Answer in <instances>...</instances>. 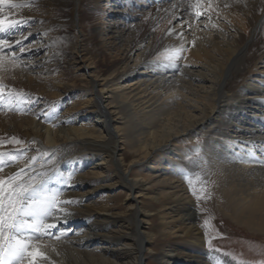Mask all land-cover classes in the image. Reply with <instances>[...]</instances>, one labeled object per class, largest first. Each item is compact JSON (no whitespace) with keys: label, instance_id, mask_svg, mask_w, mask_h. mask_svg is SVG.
<instances>
[{"label":"bare ground","instance_id":"1","mask_svg":"<svg viewBox=\"0 0 264 264\" xmlns=\"http://www.w3.org/2000/svg\"><path fill=\"white\" fill-rule=\"evenodd\" d=\"M106 1L12 0L30 7L3 6L6 17L12 13L13 19L27 20L7 35L15 38L13 45L36 33H57L66 23L81 25L84 36L69 46L83 65L87 62L81 76L76 74L80 67L69 72L74 57L61 50L64 43L48 37L33 46L30 63L5 60L6 70H0V141L5 142L0 152L16 157L3 158L0 176L24 169L25 185L44 180L47 192L65 202L46 222L58 224L52 230L56 235L67 234L60 241L49 235L34 241L47 257H38V264H142L144 246L151 244L161 253L166 250L173 264H230L206 250L196 222L198 201L185 179L190 165L179 143L203 137L201 145L190 149L199 153L196 162L213 181L222 213L264 236V0H212L215 10L208 9L199 20L188 7L190 0H145L151 7L145 28L151 23L153 35L120 22L123 29L132 28L129 40L109 36L103 43L97 36L105 25L93 21L101 16L94 9ZM207 4L204 0L202 9ZM85 40L94 41V53ZM116 41L124 42V48ZM181 44L184 51L175 67L154 63L166 48ZM42 47L52 51L46 55V73L57 76L22 80L23 68L16 64L41 66L44 58L37 54ZM113 49L116 54L106 62L95 53ZM39 95L49 98L50 109L33 120L23 113L24 97ZM13 137L23 145L8 142ZM116 188L129 192L127 197L136 192L129 216L111 206V195L87 203ZM150 215H157L154 231L144 225ZM98 241L102 245H95Z\"/></svg>","mask_w":264,"mask_h":264},{"label":"rangeland","instance_id":"2","mask_svg":"<svg viewBox=\"0 0 264 264\" xmlns=\"http://www.w3.org/2000/svg\"><path fill=\"white\" fill-rule=\"evenodd\" d=\"M138 3L139 0H107L103 6L96 7L94 11H99L101 13L100 18L94 19L93 22H97L100 25H105V32L100 33L97 36V40L100 42H107L111 38H108L109 36L111 37H119L122 35V39L125 41L129 40V32H131L132 28L130 30H125L122 28V25L118 24L122 22L124 25L128 23H132L135 26L139 28V31L144 29V31L148 32L151 36L153 35L152 31V25L145 28V25L148 23V14H150L151 7L147 5L146 3ZM119 7V8H118ZM115 10H120L119 12L115 13ZM110 11H113L114 13H110ZM64 12L66 14H69L68 9H64ZM137 14L136 17L132 16ZM147 14V16H146ZM84 17V13H82ZM87 24V20L85 25ZM80 26L78 27H73L69 23L63 24L59 27V30L57 33L51 32V34H46V33H36L33 36L27 38L26 40L23 41V47H24V52L20 51L19 47H16L13 45L12 49H5V54L6 56L12 55L13 52L19 57L18 61L22 62L24 61L25 63L31 62L33 59L34 52H31V49L33 46H37L39 44H44L45 38H52V41L55 39L61 40L64 45L61 48V50H68L69 55L74 57L73 62H70V66L68 67L69 72L77 70L78 67L80 69L76 72V74H81V70H83V66L87 65L85 62L83 65V62L79 59L78 56H76L71 49H69L70 44H74L75 42H80L81 39H83L84 36H82V33L80 32ZM123 29V30H122ZM23 33V31L21 32ZM47 38V39H48ZM15 38L10 39L9 41L12 42L14 41ZM87 43V46L89 48V51L94 53V41L91 40H85ZM119 43V41H116V46H118L120 49L124 48L123 43ZM118 43V45H117ZM51 48H44L37 54L38 56H42L44 58V63L41 66L38 67H30L29 65H21L18 62L19 66H22V72H21V78L22 80H26L29 76L31 77H40V78H50L52 76H57V73H53L52 76L49 73H46V64L45 59L46 55L50 54ZM71 52V53H70ZM116 50L113 49L110 51H96L95 53H98V56L106 62L108 59H111V56H114L116 54ZM110 53V54H108ZM109 55H111L109 57ZM76 58V59H75ZM21 62V63H22ZM50 75V76H49ZM81 76V75H79ZM89 79H88V78ZM51 79V78H50ZM86 80H90V77L85 75ZM50 85H58L57 82L50 80ZM57 91L56 89L51 90L50 92ZM82 93L81 90L75 91L72 93V95L67 96L64 98V104H68L70 101H73V99L76 98L78 94ZM44 95H47L44 94ZM40 97L36 96V100L34 101V105L30 106L33 102L32 99H35L33 97H24V104L23 107H26V111L24 110V114L33 120H37L40 116L45 115L49 109H50V102L48 99L43 97V95H39ZM87 97V95L85 96ZM29 107V108H28ZM4 107L2 106V103H0V113L3 112ZM199 138V137H198ZM196 138L194 139V143L191 141L185 142V144L179 143L180 146V154L182 155L183 159L189 162V173H187V176H195L199 175L201 177V184L196 185L197 188V195H200V189L201 188H206L207 192H209L210 198L208 199H197V196H195L196 201L198 203L196 204V212L198 213L197 217V224L198 226L203 230L204 234V239L206 242V250L208 252L216 253L219 254L221 257L225 258L228 260L230 264H264V236L257 234L256 232L250 231L246 227L237 224L234 222L231 218L228 216H225L222 213V209L224 207V204L221 201L222 199L220 196H218V192L215 191L213 188V181L209 179L208 172L205 169V166L199 162H196V155L199 154L196 152V154H193V148L195 146L201 145L203 141V137H200L199 139ZM199 140V141H198ZM194 146V147H192ZM192 148V150L190 149ZM191 150V151H190ZM124 152L126 155L129 157L125 161H129L131 159V153L128 151V149L124 146ZM190 152V153H189ZM192 152V153H191ZM196 157V158H195ZM198 163V164H196ZM198 166H196V165ZM200 166V167H199ZM207 172V173H206ZM206 177H205V176ZM207 180V181H206ZM205 186V187H204ZM189 187V184H188ZM189 190L192 193L191 188L189 187ZM104 192V193H103ZM100 192L98 195H94L93 198L89 199L87 203L89 204H94L95 201L100 198H106L108 199L109 197L112 196V200H110L111 206H115V210L117 212H123L125 211L128 216L130 215L131 210L135 206L132 205L131 202V196L135 195L136 192L132 191L130 194V197H127L126 191L122 188H116L112 192ZM111 195V196H110ZM141 197H139L140 199ZM218 198V200H217ZM220 203V204H219ZM98 207V204L96 205ZM221 206V207H220ZM223 206V207H222ZM139 218V217H138ZM140 219V218H139ZM137 219V221H140ZM146 221V228L148 227V231H154L157 229V215H150L146 218H144ZM142 222V221H141ZM143 223V222H142ZM82 232V231H81ZM78 233L79 234H81ZM52 238V236H51ZM47 240H51L50 238ZM57 240V239H56ZM60 241V238L58 239ZM103 242L98 241L95 243V245H102ZM122 244V242H121ZM120 245V244H119ZM146 250V257L142 261V264H173V257L170 256V258L167 257L166 255V250L161 253L160 250H158V247L156 244H151L149 246H144ZM163 248L168 247L165 244L162 245ZM227 254V255H225ZM167 257V258H166ZM167 261V263H166ZM169 261V262H168ZM176 264V263H174Z\"/></svg>","mask_w":264,"mask_h":264},{"label":"snow or ice","instance_id":"3","mask_svg":"<svg viewBox=\"0 0 264 264\" xmlns=\"http://www.w3.org/2000/svg\"><path fill=\"white\" fill-rule=\"evenodd\" d=\"M203 3L204 0H190L189 2L188 7L197 20L204 16L208 9L215 10L212 0H208L207 9H202ZM4 5H8L9 8L30 7L28 3H12V0H0V70H6L5 60H10L15 64L19 59L15 52L10 57L6 56L5 49L13 48V44L6 38L7 35L17 30L21 24L27 23V20L11 18L12 13L6 17L3 12ZM224 6L228 7L229 5ZM208 18L211 19L210 16ZM172 31L170 29L169 34H172ZM178 35L183 37V33ZM23 39L26 40L27 37ZM15 46L24 52L23 40L15 41ZM183 51V44L179 48H166L164 52L158 55L154 63L162 67H175ZM16 66L19 65L16 64ZM11 95V90H9V96ZM2 100H4V88L0 86V101ZM8 142L23 145V142L15 137ZM3 143L5 142L0 141V144ZM4 157L16 159L11 153L0 152V165L4 164ZM32 159L35 160V157ZM3 171L4 167L0 166V173ZM22 173H24V169H20L12 176H0V264H25L26 259L27 264H38V257L43 259H47V257L39 251L38 245L34 241H38L41 235H49L59 239L67 234L66 231H60L59 235H56L52 230L58 229V224L46 222L49 217L53 216L54 209H59V205L65 202L58 199V193L47 192L44 180H40L35 185L31 183L25 185L22 181ZM185 179L198 200L210 198L211 194L207 192L206 188H201L200 195H197L196 185L202 183L198 174L185 176ZM24 230L30 234L21 235Z\"/></svg>","mask_w":264,"mask_h":264}]
</instances>
